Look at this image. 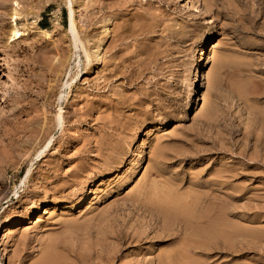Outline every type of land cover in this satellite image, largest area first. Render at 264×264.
<instances>
[{
    "label": "rangeland",
    "instance_id": "obj_1",
    "mask_svg": "<svg viewBox=\"0 0 264 264\" xmlns=\"http://www.w3.org/2000/svg\"><path fill=\"white\" fill-rule=\"evenodd\" d=\"M45 255L264 264V0H0V262Z\"/></svg>",
    "mask_w": 264,
    "mask_h": 264
},
{
    "label": "bare ground",
    "instance_id": "obj_2",
    "mask_svg": "<svg viewBox=\"0 0 264 264\" xmlns=\"http://www.w3.org/2000/svg\"><path fill=\"white\" fill-rule=\"evenodd\" d=\"M70 12H71V14L69 15V16H70V32L72 33V35H73L75 41L77 42V40H78L77 37H78V36L76 37V32H77V31L75 30V27H74V19H73L74 13H73L72 10H71ZM14 16L17 17V15H14ZM15 19H16V18H15ZM18 29H19V28H18ZM18 29H17V28H14V35L18 34V32H19ZM108 29H109V28H108ZM100 42H101V41H100ZM98 47H99V46H98ZM84 49H85V48H84ZM92 50H93V49H92ZM95 50H96V49H95ZM95 50H94V51H95ZM95 52H97V50H96ZM97 53H98V52H97ZM85 54H86L87 57H89V56H88L89 52H88V54H87V52H86ZM96 55H97V54H96ZM200 55H201V54H200ZM95 57H96V56H95ZM89 58H90V57H89ZM200 72H201V71H200ZM201 73H202V72H201ZM194 75H195V74H194ZM194 78H195V77H194ZM196 78H197V77H196ZM196 78H195V79H196ZM198 78H199V77H198ZM196 81H197V79H196ZM196 81H195V82H196ZM198 81H200V80H198ZM199 83H200V82H199ZM202 83H203V81H202ZM198 85H199V84H198ZM195 89H196V88H195ZM191 93H192V92H191ZM192 94H193V93H192ZM34 130H35V129H34ZM220 182H221V181H220ZM154 183H155V182H154ZM150 188H151V187H150ZM145 193H146V192H145ZM156 198H157V197H156ZM156 198H155V199H156ZM175 198H176V197H175ZM138 199H139V198H138ZM142 199H143V198H142ZM176 199H177V198H176ZM142 201H144V200H142ZM154 201H155V200H154ZM177 201H178V200H177ZM183 201H184V200H183ZM146 202H147V201H146ZM194 202H195V201H194ZM173 203H174V201H173ZM173 203H172V205H173ZM177 203H178V202H177ZM191 203H192V202H191ZM166 204H167V203H166ZM175 204H176V203H175ZM180 204H181V203H180ZM189 205H190V204H189ZM208 205H211V201H210V204H208ZM148 206H149V205H148ZM148 206H147V207H148ZM150 206H151V205H150ZM175 206H178V205L176 204ZM145 207H146V206H145ZM147 207H146V208H147ZM156 207H157V206H156ZM171 207H172V206H171ZM178 207H180V206H178ZM184 207H185V205H184ZM184 207H183V209H184ZM186 207H188V206H186ZM208 207H209V206H208ZM152 208H153V206H152ZM163 208H164V207H163ZM176 208H177V207H176ZM188 208H190V207H188ZM148 209H149V207H148ZM148 209H147V210H148ZM153 209H154V211L156 210V208H153ZM153 209H151V210H153ZM159 209H161V208H159ZM174 209H175V208H174ZM209 209H210V208H209ZM151 210H150V211H151ZM164 210H165V209H164ZM164 210H163V212L165 213L166 210H165V211H164ZM185 210H186V209H184V211H185ZM187 210H188V209H187ZM187 210H186V211H187ZM204 210H205V209H204ZM150 211H149V212H150ZM176 211H178V210H176ZM176 211H175V212H176ZM182 211H183V210H182ZM188 211H190V209H189ZM191 211H192V209H191ZM145 212H146V211H145ZM149 212H148V213H149ZM155 212H156V211H155ZM155 212H154V213H155ZM159 212H160V211H158V213H159ZM202 212H203V211H202ZM167 213H168V212H166L163 216L166 217V216H167V215H166ZM173 213H174V212H173ZM176 213H177V215L180 214V213H178V212H176ZM182 213H183V212H182ZM182 213H181L180 215H182ZM185 213H187V212H184V214H185ZM190 213H191V212H190ZM205 213H206V214H202V215H207V211H206ZM160 214H161V217H162V209H161ZM184 214H183V215H184ZM192 214H194V213H192ZM157 215H159V214H157ZM165 215H166V216H165ZM183 215H182V216H183ZM185 215H186V214H185ZM185 215H184V216H185ZM187 215H189V214H187ZM202 215H201V216H202ZM152 216H153V215H152ZM168 216H169V215H168ZM178 216H179V215H178ZM178 216H177V217H178ZM196 216H197V215H196ZM196 216H195V217H196ZM154 217H155V216H154ZM164 217H163V218H164ZM179 217H180V216H179ZM190 217H191V216H190ZM195 217H194V218H195ZM156 218H157V217H156ZM192 218H193V217H192ZM194 218H193V219H194ZM201 218H202V217H201ZM201 218H200V219H201ZM205 218H206V217H205ZM210 218H212V217H210ZM181 219H182V218H181ZM190 219H191V218H190ZM196 219H197V218H196ZM207 220H208V215H207ZM184 221H187V220L184 219ZM190 221L192 222V219H191ZM194 221H195V220H194ZM198 221H199V220H198ZM202 221H203V219H202ZM208 221H209V220H208ZM208 221H207V223H208ZM211 221H212V220H211ZM14 222H15V221H10V223H9V225H8V226H9V227H8L9 229H10L11 226L14 224ZM179 222H180V221H178V223H179ZM200 222H201V221H199V223H200ZM178 223H177V224H178ZM199 223H198V224H199ZM185 224H187V222L184 223L183 225H185ZM188 224H190V223L188 222ZM192 224H193V223H192ZM196 224H197V222H196ZM167 226H168V225H167ZM191 226H192V225H191ZM208 226H210V225H208ZM208 226H207V227H208ZM185 227H186V226H185ZM188 227H189V225H188ZM212 227H213V226H212ZM179 228H180V227H179ZM186 228H187V227H186ZM210 228H211V227H210ZM133 229H134V228H133ZM188 229H190V228H188ZM188 229H187V230H188ZM213 229H214V228H213ZM167 230H168V229H167ZM183 230H184V229H183ZM209 230H212V229H209ZM144 232H145V231H144ZM165 233H166V232H165ZM143 234H144V233H143ZM208 234H209V233H208ZM210 234H213L212 231H210ZM167 235H168V234H167ZM172 235H173V234H172ZM177 235H178V234H177ZM129 236H130V235H129ZM164 236H165V235H164ZM210 236H211V235H210ZM210 236H208V237H210ZM212 236H213V235H212ZM212 236H211V237H212ZM130 238H132V237L130 236ZM206 239H207V237H206ZM130 240H131V239H130ZM208 241H209V238H208L207 242H208ZM210 241H211V240H210ZM207 242H206V243H207ZM192 243H193V242H192ZM199 243H200V242H199ZM206 243H205V246H208V245H206ZM209 243H210V242H209ZM200 244H201V243H200ZM192 245H193V244H192ZM211 245H212V244H211ZM211 245H209V247H210ZM197 247H198V246H197ZM199 247H200V246H199ZM202 247H204V246H202ZM205 248H206V247H205ZM207 248H208V247H207ZM212 248H213V247H212ZM188 249H189V248H188ZM201 249H202V248H201ZM205 250H208V249H205ZM180 251H181V250H180ZM195 252H196V251H195ZM47 253H48V252H47ZM47 253H46V254H47ZM175 253H176V252H175ZM48 254H49V256H50V255H51V256L53 255L52 253H51V254L48 253ZM48 254H47V256H48ZM168 254H169V253H168ZM178 254H179V253H178ZM176 255H177V254H176ZM45 256H46V255H45ZM45 256L43 257V258H44V259H43L44 261L42 260V262H44V264H46L45 262H46V258H47V256H46V257H45ZM1 257H2V256H1ZM3 257H4V256H3ZM55 257H56V255L54 256V259L57 258V257H56V258H55ZM109 257H110V255H109ZM162 257H163V256H162ZM171 257H172V256H171ZM171 257H170V258H171ZM181 257H182V256H181ZM48 258H49V261H48V259H47V261L50 262V260H51L52 257H51V258L48 257ZM158 258L161 259L159 256H158ZM166 258H167V257H166ZM168 258H169V256H168ZM52 259H53V258H52ZM110 259H111V258H110ZM174 259H175V258H174ZM174 259H173V260H174ZM177 259H178V258H177ZM57 260H58V259H57ZM163 260H164V259H163ZM52 261H53V260H52ZM55 261H56V260H55ZM55 261H53V262H55ZM160 261H161V260H160ZM160 261L158 260V262H160ZM178 261H179V260H178ZM42 262H41V263H42ZM56 262H57V261H56ZM168 262H169V261H168ZM172 263H173V262H172ZM185 263H186V262H185ZM0 264H1V262H0ZM48 264H49V263H48ZM50 264H54V263L50 262ZM161 264H164V263H161ZM178 264H179V263H178ZM196 264H197V263H196Z\"/></svg>",
    "mask_w": 264,
    "mask_h": 264
}]
</instances>
